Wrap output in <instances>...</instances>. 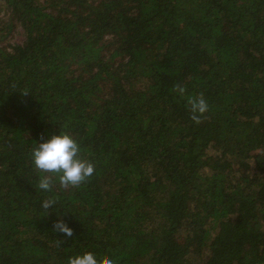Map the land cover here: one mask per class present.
<instances>
[{"label":"trees","instance_id":"16d2710c","mask_svg":"<svg viewBox=\"0 0 264 264\" xmlns=\"http://www.w3.org/2000/svg\"><path fill=\"white\" fill-rule=\"evenodd\" d=\"M60 130L95 169L45 192L31 151ZM84 251L264 264V0H0V264Z\"/></svg>","mask_w":264,"mask_h":264},{"label":"clouds","instance_id":"9594fccd","mask_svg":"<svg viewBox=\"0 0 264 264\" xmlns=\"http://www.w3.org/2000/svg\"><path fill=\"white\" fill-rule=\"evenodd\" d=\"M176 90L183 96L185 88L177 86ZM191 119L195 123L200 122V117L208 110L207 101L198 96L189 98ZM80 143L68 132L60 130L50 135L45 134L32 148L31 157L35 168L41 173H51L52 175H42L38 181V189L48 192L53 189L56 180L63 187L78 186L94 173L95 166L82 154ZM55 204L54 200L43 201L42 207L49 209ZM52 228L64 237L73 236V228L69 226L65 219L58 218L52 225ZM67 264H99L95 254L91 251L77 253L67 258ZM103 264H113V260L105 258Z\"/></svg>","mask_w":264,"mask_h":264}]
</instances>
